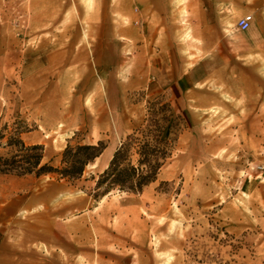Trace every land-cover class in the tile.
Wrapping results in <instances>:
<instances>
[{
    "label": "rangeland",
    "instance_id": "374dc122",
    "mask_svg": "<svg viewBox=\"0 0 264 264\" xmlns=\"http://www.w3.org/2000/svg\"><path fill=\"white\" fill-rule=\"evenodd\" d=\"M126 1L0 0L1 124L21 115L54 167L68 143L106 144L74 183L0 175V264H264V38L203 51L195 6L166 0L174 67L161 22ZM152 111L175 140L158 180L96 198Z\"/></svg>",
    "mask_w": 264,
    "mask_h": 264
},
{
    "label": "trees",
    "instance_id": "16d2710c",
    "mask_svg": "<svg viewBox=\"0 0 264 264\" xmlns=\"http://www.w3.org/2000/svg\"><path fill=\"white\" fill-rule=\"evenodd\" d=\"M145 127H139L121 140L108 166L97 174L93 190L99 198L117 190L139 195L158 180L166 161L171 158L175 140L166 134L164 117L157 118L152 111ZM0 118V175L16 177L56 176L57 180L77 182L86 167L100 157L106 144L97 142L67 144L57 167L44 162L43 146L26 144L23 135L30 131L28 124L17 114L11 124H1Z\"/></svg>",
    "mask_w": 264,
    "mask_h": 264
},
{
    "label": "crops",
    "instance_id": "0c3cea01",
    "mask_svg": "<svg viewBox=\"0 0 264 264\" xmlns=\"http://www.w3.org/2000/svg\"><path fill=\"white\" fill-rule=\"evenodd\" d=\"M166 0H142V11L145 16H153L159 23L158 28L165 30L167 39L163 42V46L157 49L158 52L164 54H174V57L170 60L174 64V67H180L178 52H183V45L181 46L173 42L174 37V25H171L173 21V13ZM127 1L125 0V3ZM194 5L196 14L198 16V22L200 28L204 31L201 36L204 37L205 44L203 51L213 52L215 51L214 41H227V40H244V39H260L264 38V24L262 21L264 13V0H190L188 3ZM121 4H119V9ZM128 5L126 4V9ZM254 13V21L252 26L243 32H236L231 30L230 36L227 38H220L216 36L217 31L221 29L220 23L222 20L228 18L235 20L242 18L246 14ZM170 22L164 24V22ZM167 30V31H166ZM215 33V34H214ZM257 44V41L253 45ZM167 60V62L169 61ZM169 63V62H168ZM176 63V65H175ZM180 87V86H179ZM181 88V87H180Z\"/></svg>",
    "mask_w": 264,
    "mask_h": 264
},
{
    "label": "built area",
    "instance_id": "2783aa9c",
    "mask_svg": "<svg viewBox=\"0 0 264 264\" xmlns=\"http://www.w3.org/2000/svg\"><path fill=\"white\" fill-rule=\"evenodd\" d=\"M253 21V14H246L242 18L238 19L235 25L239 32H243L248 30L252 26Z\"/></svg>",
    "mask_w": 264,
    "mask_h": 264
}]
</instances>
